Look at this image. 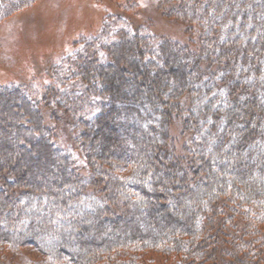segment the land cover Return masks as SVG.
<instances>
[{
  "label": "trees",
  "instance_id": "obj_1",
  "mask_svg": "<svg viewBox=\"0 0 264 264\" xmlns=\"http://www.w3.org/2000/svg\"><path fill=\"white\" fill-rule=\"evenodd\" d=\"M37 1L0 0V22ZM165 2L170 8L163 16L181 23L186 42L142 35L129 25L108 32V44L87 43L82 55L77 50V61L55 64L47 85L36 80L38 91L32 90L33 83L0 88V198L9 202L0 203V212L11 214L0 229V243L33 246L69 264H145V252L176 256L175 264H264V34H258L264 32V19H259L264 0ZM93 47L96 59L88 55ZM117 51L121 60L132 54L138 59L116 66ZM95 61L98 78L93 81L82 65ZM151 77L166 78L167 89L160 90ZM71 80L79 83L69 86ZM51 104L62 121L75 126L88 177L78 175L70 157L54 144L45 121H61ZM183 104L187 117L182 123L200 162L184 183L187 194L178 183L157 180L163 170L168 177L182 170L162 160L173 156L170 128ZM6 117L18 125L6 124ZM239 124L243 127L236 130ZM26 133L37 138L36 148L23 143ZM210 138L214 151L204 154ZM146 142L156 143L147 147L152 159L140 147ZM15 150L21 153L8 160ZM232 154H244L247 162L237 159L226 169L219 159L227 163ZM34 160L56 167L50 184L26 182V174L35 178L41 170L35 164L28 171L22 168ZM208 179L218 183L213 192ZM108 184L141 215L138 225L126 226ZM202 186L206 191L193 197L191 190ZM167 191L172 195L166 199ZM183 198L195 209L181 220L183 213L175 216L171 208ZM226 217L234 221L229 230ZM94 220L96 238L88 226ZM106 226L110 238L102 237ZM8 228L17 230L15 236ZM48 237L53 241L49 246ZM123 250L136 255L124 258Z\"/></svg>",
  "mask_w": 264,
  "mask_h": 264
},
{
  "label": "rangeland",
  "instance_id": "obj_2",
  "mask_svg": "<svg viewBox=\"0 0 264 264\" xmlns=\"http://www.w3.org/2000/svg\"><path fill=\"white\" fill-rule=\"evenodd\" d=\"M169 8V6L166 8V2L164 3V0H39L35 2L34 6L32 7L22 8L16 14H10L7 19L0 22V88L16 86L18 84L23 85L27 83H33L32 90L38 91V87L47 85V76L55 64H60L64 60L66 62H71L73 61L71 60L72 58L76 59L77 61V59H79L77 58L78 56L75 57L77 50L80 51L82 55L87 48V43L91 44L92 46L94 43H96V41H98L99 44H108L111 41L107 40L105 37L108 32L117 29L122 31L121 29L124 30L129 25L132 31L141 29L143 31L141 32L142 35L145 34L144 32H146V34H150L151 36H159L161 38L170 39L173 41L175 40L181 43L184 41L186 42L187 36L185 28L178 25L181 23L169 20L163 16V12ZM260 12L259 19L263 21L264 7L261 8ZM187 13L190 15L189 12ZM261 33L264 34L263 31L259 32L258 34ZM81 43H85L84 45H86L84 50H79V45ZM95 50L98 49L93 47L90 54L88 55L95 58ZM114 54L115 60L118 59L116 61V66H127L128 64H131L133 60L138 59L136 54L129 55L128 58L124 60L118 58V56H120L118 51L114 52ZM95 64H97L96 61L91 64L82 65L90 69L88 71L91 72L93 81H96L98 78V70L95 69ZM171 65L178 67L179 63L175 64L172 62ZM113 74L115 73H112V75ZM190 77H194L193 74L190 75ZM38 79L41 80V82H39L40 86H38L36 82ZM163 79L164 81L166 80V78ZM72 81L73 80L69 81V86L79 83L78 81ZM151 81L156 84L159 82L158 85L160 90L167 89V80L166 82L157 81L156 77H151ZM156 84H153V87L158 89ZM211 86L212 85H210V87ZM170 92L171 89H169L168 93ZM215 96H217L216 90L211 94L210 98L213 99ZM203 97L206 99V97L209 96ZM51 105L53 111L58 113V120L61 121H59L61 125L56 124L52 120L51 122L50 118H46L45 121V126H47L48 129H50L53 133L54 144L62 153L67 154L70 157L73 169L78 175L88 177L89 173L87 171L85 160L83 159L81 149L78 148V138L74 131L76 129L75 126L71 125V120H69V122H67V120L62 121V113L55 110V108H53V104ZM184 105L185 104H183L181 108L183 112L180 111L179 116H174V120L172 122L173 124L170 128V151L173 156L170 155L166 159L162 160L163 163H166L167 165L170 164L171 161L175 162L182 170L177 173H175V171L171 172L169 177L167 176V172L163 170V172L157 174V180L162 182L164 181L168 186H174L176 183H178L181 188L180 190L182 192H186L187 194V186L184 183L185 181L188 183L189 180L193 178L192 173L194 169H200V162L198 161V157L195 155V150L191 148V137H189L185 132L182 123V120L187 117V114H185L186 109ZM221 106L223 105L221 104ZM87 108L86 110L84 109L85 113L88 110ZM93 111L94 110H92V112ZM94 112L98 111L95 110ZM7 119L8 118L6 117V124H13L12 126L18 125L15 122H12V119ZM219 124H221V122ZM242 127L243 125L239 124L234 128L236 130H239L240 128L241 130ZM214 141L215 139L212 138L208 140L207 147L203 149L204 154L214 151L211 150L214 149ZM23 143L27 144L29 147L31 146L36 148L37 138L31 133H26ZM153 144L155 145L156 143L146 142L145 145L142 144V146H140L142 149L145 148L143 151L146 150L145 153L149 159H152L150 153L151 150L147 147ZM126 146L129 147L128 142ZM185 150L190 151V153H186ZM18 153L21 152L18 150L11 151L9 155L11 159L8 160H13L14 157H18ZM214 158L216 160V155ZM245 158L246 156L244 154H241L239 157H235L232 154L230 161L225 163L226 159L223 160L222 158L219 159V163H221V165L223 164V167L226 169H230V163H232V161L236 162L237 159H242L243 162H247ZM5 161L8 162L7 160ZM34 161L35 162L31 163L24 162L22 168L28 171V169L30 170L35 164V166H39L41 170L36 172L37 174L35 178H33L31 172L30 174H26L24 178L26 182L32 184L34 181H36L37 183H43L45 185L50 184L52 179L51 175L56 173V167L48 166L41 162V160ZM246 167L247 166L245 165V169ZM33 171L35 170L33 169ZM201 176L203 175L201 174ZM253 178H255V175ZM208 180V187H212L213 192V188L215 185L218 186V183H215L212 179ZM113 187L114 186L111 187V185L109 186L108 184V192L110 191L114 195L113 201L115 204H117L116 208L119 210L118 212L123 213L121 215L127 223L126 226L131 228L134 227V224L138 225L137 223L142 220L141 215H136L137 211L134 208L123 204L122 201L124 199L122 197L121 191ZM164 191L165 190H162L163 193ZM204 191H206V187L204 186H202L200 189H195L194 191L191 190L192 194L194 195L193 197H197L195 196L197 194H203ZM167 192L168 193L165 197L166 199L169 198V195H172V191ZM186 199L183 198L181 201L175 199L174 207L172 206L173 208H171L173 209L171 212L174 213L175 216L179 214V212L183 213L181 220L185 217L189 218L193 212V208L195 209V205L191 204L190 201ZM115 200H117V203ZM0 203L8 204L9 202L6 198H0ZM78 211L80 212L81 210L78 208ZM10 215L11 214L9 212H2L0 214V229L3 226L4 228L6 227L7 219ZM214 217H216V215H213L212 222L215 221ZM23 222L25 223V221ZM159 222L163 224L161 219ZM224 222L226 230H229L232 224H234L232 217L224 218ZM96 225V220H94V223H88L89 228H91V233L94 236L87 234V237L90 235L96 238L95 228L98 227ZM140 225L144 227L142 222ZM169 227L174 229L176 225L174 222H171ZM8 230H10V232H8L11 236H15L17 232L16 229L8 228ZM102 231L103 238L111 237L108 226L104 227ZM70 232L73 234L75 230ZM47 239L48 240L45 242L46 245L49 246L53 241L50 240L51 238L49 237ZM121 255L124 258L130 255L135 256L136 251L123 250ZM141 257L144 263L146 262L145 264H175L178 261L176 256L167 257L163 254H159L158 252H145L144 255H141ZM112 258L114 259V256ZM0 264L69 263L56 262L46 255H43L33 246L16 247L8 245L6 242H1Z\"/></svg>",
  "mask_w": 264,
  "mask_h": 264
}]
</instances>
